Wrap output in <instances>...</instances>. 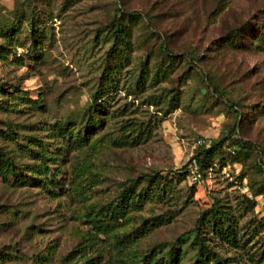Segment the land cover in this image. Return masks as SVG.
Listing matches in <instances>:
<instances>
[{"label":"rangeland","instance_id":"1","mask_svg":"<svg viewBox=\"0 0 264 264\" xmlns=\"http://www.w3.org/2000/svg\"><path fill=\"white\" fill-rule=\"evenodd\" d=\"M0 21V264H264V0H0Z\"/></svg>","mask_w":264,"mask_h":264},{"label":"trees","instance_id":"2","mask_svg":"<svg viewBox=\"0 0 264 264\" xmlns=\"http://www.w3.org/2000/svg\"><path fill=\"white\" fill-rule=\"evenodd\" d=\"M126 14H127L128 18H129V16L132 18V15L134 13L133 12H128V13L126 12ZM2 24H3V21H0V26ZM112 25H114L116 28V32L113 34V40L117 41L119 38L117 31L121 32V29H119L121 24L119 23V21H116L115 24L112 23ZM15 26H16V24H15ZM1 29H3V28H1ZM234 33H235V30H231L225 36V38L228 39V42L231 43V45L234 44V39H233V38H235ZM122 52L123 51L121 50V52H119V53H122ZM121 57L124 58L125 56H121ZM114 67H116L115 64H113L112 68L114 69ZM236 119H237V117H236ZM234 131H235V127L233 126L232 132H234ZM227 147H229V149L231 148V154L243 153L244 155H246L248 153V149H249V147H247L246 144L240 142V140H235V141H232L230 143L228 142ZM213 148H214V145H211V146L205 147L203 149H200L196 153L193 154V158L196 160L199 172H201L203 167H207V164H209V163H207V160L209 158V153L211 152V150ZM9 172H13V163L11 161V158L8 155H6L5 152H3L1 147H0V178L2 179V181H4V182L7 181L6 175ZM182 173L185 177L189 176L188 171L186 170V165H185V168L182 170ZM135 183H136L135 179H129L128 183L126 185H124L121 190H119V192L116 195L115 200H113V202H111L110 204H108L105 207L107 212L105 213L104 218H97L96 219L97 222H96V224H94L93 227L96 228L95 230L98 233L105 234V233L109 232L110 230H112L114 225L117 223L118 219L122 216L124 209L129 204H132V202H129L130 201L129 198L133 195ZM192 183H195V182L192 181ZM260 183L264 187V176L261 178ZM217 214H219V213L215 212L214 214H211L210 216L213 219H218L219 217L218 218L216 217ZM215 227H218V226H215ZM193 229H195V228H193ZM130 236H131V234L126 235V238H127L126 241L127 242L130 241V239H129ZM196 238L197 237L195 236V239ZM122 239H119L117 241L121 242V241H123ZM96 260H97V257L89 258L83 264H95ZM144 261H145V264H151L150 259H148L147 261L146 260H144ZM200 261H201V263L203 262V263H207V264H226L225 260H221L216 255L209 256L207 252H204L202 249H198L196 251V262L198 263ZM152 264H155V263H152Z\"/></svg>","mask_w":264,"mask_h":264},{"label":"built area","instance_id":"3","mask_svg":"<svg viewBox=\"0 0 264 264\" xmlns=\"http://www.w3.org/2000/svg\"><path fill=\"white\" fill-rule=\"evenodd\" d=\"M202 140H196V145H201ZM186 170L188 171L189 177L192 181L196 182L200 178V172L197 167L196 160L191 156L186 164Z\"/></svg>","mask_w":264,"mask_h":264}]
</instances>
